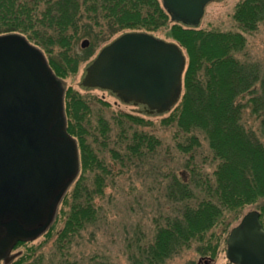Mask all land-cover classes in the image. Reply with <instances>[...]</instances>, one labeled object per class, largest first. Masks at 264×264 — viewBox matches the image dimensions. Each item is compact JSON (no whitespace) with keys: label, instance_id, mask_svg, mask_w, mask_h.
I'll list each match as a JSON object with an SVG mask.
<instances>
[{"label":"trees","instance_id":"trees-1","mask_svg":"<svg viewBox=\"0 0 264 264\" xmlns=\"http://www.w3.org/2000/svg\"><path fill=\"white\" fill-rule=\"evenodd\" d=\"M169 18L160 0H0V36L18 34L43 50L48 54V66L65 86L66 131L80 151V174L64 193L52 223L43 233L50 235L56 220L63 217L56 239L58 250L70 246L76 234L95 222L97 209L92 201L102 194L104 185L101 161L83 147L78 135L87 108L81 97L66 87L64 76L74 72L81 61L68 52L80 38L104 34V27L111 37L125 31H153L164 27ZM232 19L238 31H203L173 21L171 34L186 49L188 58L180 95L162 122L174 123L179 132L186 134L203 132L217 164L211 177L192 170L190 181L172 180L167 193L176 209L156 225L152 239L129 253L131 264H164L191 243L203 242L225 214L232 212L236 218L246 205L264 198V138L258 139L243 123L248 109L260 119L264 137V64L236 57L245 48V34L256 31L264 21V0H240ZM95 27L102 31L95 32ZM123 116L132 125L149 123L140 117ZM132 125L119 126L121 148L112 153L121 163L144 156L158 144L152 135ZM194 144L197 140L191 137L184 149L189 151ZM95 171L101 173H94L92 182L86 183L85 173ZM66 204L69 209L64 211ZM25 242L16 243L14 248ZM17 255L2 263L22 264L27 258L24 255L16 259ZM81 264L109 263L94 257Z\"/></svg>","mask_w":264,"mask_h":264},{"label":"water","instance_id":"water-1","mask_svg":"<svg viewBox=\"0 0 264 264\" xmlns=\"http://www.w3.org/2000/svg\"><path fill=\"white\" fill-rule=\"evenodd\" d=\"M161 1L173 19L196 25L212 0ZM184 67V55L174 43L128 32L100 51L87 68L85 84L168 111L180 95ZM64 90L38 47L18 34L0 36V261L6 262L18 241L34 239L49 227L77 176V145L66 131ZM259 214L248 211L230 230L225 250L230 263L264 264Z\"/></svg>","mask_w":264,"mask_h":264},{"label":"rangeland","instance_id":"rangeland-1","mask_svg":"<svg viewBox=\"0 0 264 264\" xmlns=\"http://www.w3.org/2000/svg\"><path fill=\"white\" fill-rule=\"evenodd\" d=\"M239 1L212 0L203 8L196 25L183 23L203 31H238L232 14ZM173 21L177 20L170 15L168 23L156 30L125 31L111 37L106 35L104 30L107 28L104 27V34H100L97 38L82 37L68 52L70 57L78 56L81 61L75 65L74 72L64 76L66 87L81 97L87 108L80 120L78 135H81L83 147L90 150L91 155L97 156L104 167L103 192L92 201L97 209V218L94 223L76 234L70 246L61 251L56 248L57 233L63 226V217H60L56 220L50 235L42 233L29 242L27 240L25 244L14 248L9 253L6 262L18 253L16 259L27 256L22 264H60L64 261H75L81 264L94 257L109 264H131L128 258L129 253L136 252L138 244L152 239L156 225L162 224L164 218L176 209V203L170 200L167 193V187L172 180L190 181L192 170L198 174L212 176L217 160L213 157L203 132L200 130L190 134L179 132L174 123L162 122L169 111L139 107L134 100L125 101L106 89L85 84L87 68L98 57L100 51L115 38L128 32L149 33L177 45L185 58V70L188 55L186 49L171 34L173 23H175ZM82 22H84L83 18ZM94 30L102 31L100 27H95ZM245 35V48L236 54V57L240 59L245 57L251 62L263 65L264 21L259 24L256 31ZM85 39L88 45L82 47L81 43ZM41 52L47 59L48 54L43 50ZM53 57L59 59V55ZM123 115L140 117L149 123L144 126L132 125ZM243 123L250 133H255L258 139L264 138L260 132V119L251 114L248 109L243 114ZM129 125L136 126L137 130L152 135L158 140V144L144 156L121 163L114 158L112 151L116 149L115 151L119 152L118 148H121L117 138L119 126L128 127ZM102 126H105L104 131ZM191 137L197 140V144L186 151L184 148L191 142ZM77 152L79 160L78 147ZM94 173L101 172L85 173L86 183L92 182ZM70 201L68 197V202ZM67 204L64 206V211L69 209ZM251 210H257L260 213V222L264 226V198H261L256 203L246 205L237 213L236 218L232 212L225 214L222 222L208 232L203 242L191 243L188 248L172 256L164 264H197L203 259L212 261L213 264H231L225 256L226 240L230 230L239 223L244 214ZM0 264L3 263L0 262Z\"/></svg>","mask_w":264,"mask_h":264},{"label":"flooded vegetation","instance_id":"flooded-vegetation-1","mask_svg":"<svg viewBox=\"0 0 264 264\" xmlns=\"http://www.w3.org/2000/svg\"><path fill=\"white\" fill-rule=\"evenodd\" d=\"M135 103L139 106V107H148L147 105H145L144 103L142 102H136Z\"/></svg>","mask_w":264,"mask_h":264}]
</instances>
